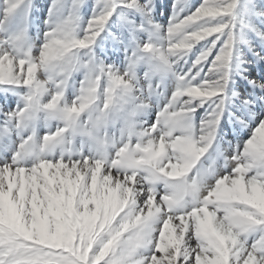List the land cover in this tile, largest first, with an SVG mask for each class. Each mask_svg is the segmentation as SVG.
I'll use <instances>...</instances> for the list:
<instances>
[{"label": "snow or ice", "instance_id": "1", "mask_svg": "<svg viewBox=\"0 0 264 264\" xmlns=\"http://www.w3.org/2000/svg\"><path fill=\"white\" fill-rule=\"evenodd\" d=\"M37 17L0 0V264H264V0Z\"/></svg>", "mask_w": 264, "mask_h": 264}, {"label": "rangeland", "instance_id": "2", "mask_svg": "<svg viewBox=\"0 0 264 264\" xmlns=\"http://www.w3.org/2000/svg\"><path fill=\"white\" fill-rule=\"evenodd\" d=\"M34 4L36 5V12L38 13V19H43L46 16V10L47 6L50 4L51 0H33ZM162 4H169L171 3V0H160ZM168 12H170V7L166 9ZM0 102H2V98H0ZM9 105L13 106L14 101L9 100Z\"/></svg>", "mask_w": 264, "mask_h": 264}]
</instances>
